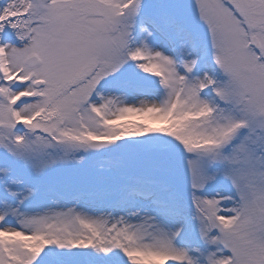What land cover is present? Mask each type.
Here are the masks:
<instances>
[{
    "label": "snow or ice",
    "instance_id": "1",
    "mask_svg": "<svg viewBox=\"0 0 264 264\" xmlns=\"http://www.w3.org/2000/svg\"><path fill=\"white\" fill-rule=\"evenodd\" d=\"M0 264H264V0H0Z\"/></svg>",
    "mask_w": 264,
    "mask_h": 264
}]
</instances>
